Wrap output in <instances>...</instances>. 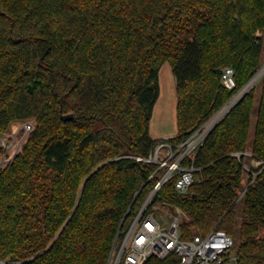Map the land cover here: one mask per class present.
I'll return each instance as SVG.
<instances>
[{"label":"trees","instance_id":"trees-1","mask_svg":"<svg viewBox=\"0 0 264 264\" xmlns=\"http://www.w3.org/2000/svg\"><path fill=\"white\" fill-rule=\"evenodd\" d=\"M263 31L264 0H0V132L37 123L0 170V258L108 264L121 221L158 178L148 180L155 164L132 156L185 141L241 89L261 67ZM165 61L178 130L156 139L150 120ZM227 66L232 90L221 81ZM256 96L253 87L207 136L189 193L173 178L154 199L186 213L182 238L238 232L237 264H264V75L251 149L259 164L245 183V156L234 154L248 149ZM179 262L171 252L145 264Z\"/></svg>","mask_w":264,"mask_h":264},{"label":"built area","instance_id":"built-area-1","mask_svg":"<svg viewBox=\"0 0 264 264\" xmlns=\"http://www.w3.org/2000/svg\"><path fill=\"white\" fill-rule=\"evenodd\" d=\"M263 75L264 64L222 107L196 126L185 141L175 143L165 139L158 141L147 156H132L137 161L155 164L156 170L148 180L156 174L158 178L135 216L127 220L125 218L121 229L117 231L108 264H145L151 257L163 259L171 252L179 256V264H237L234 238L225 229L214 227L207 233L196 230L189 238H182L180 225L186 221V213L163 201L172 206L174 211L169 213V219H166V213L164 220H161L153 210L160 208L154 199L162 186L173 178H176L179 194L186 196L189 193L190 187L199 180L196 173L200 167L196 166L195 159L207 136ZM221 81L227 89H234L235 69L225 67ZM36 124L35 118L16 120L7 132H0V170L23 150ZM234 154L241 158L249 153ZM253 160L259 164V161ZM127 221L129 223L124 231ZM10 263L22 264V261L0 258V264Z\"/></svg>","mask_w":264,"mask_h":264},{"label":"rangeland","instance_id":"rangeland-1","mask_svg":"<svg viewBox=\"0 0 264 264\" xmlns=\"http://www.w3.org/2000/svg\"><path fill=\"white\" fill-rule=\"evenodd\" d=\"M263 35L264 38V31L260 32ZM264 64V52L262 55V62L261 66ZM261 80L258 81L257 84H255V93H256V103L253 113V124L251 128V141H249V146L247 149V154L244 157V180L243 182H246V178H248L251 169L250 166L252 164L257 165V162L251 159V149H252V142H253V136H254V127H255V121L257 118V108H258V99L260 96L261 91ZM159 87H160V95L159 98L155 104L153 116L150 120V134L153 138L159 139V138H169L174 136L177 133L178 130V124H177V113H176V106H177V85H176V77L173 72L172 66L169 61H165L160 69L159 73ZM156 205H158L157 209H153L155 212V215H157L161 220H164L165 214L166 219H169V213L173 212L174 209L172 206L165 204L163 201H156ZM242 214V203H239L238 205V215L241 217ZM129 221L125 224V229H127ZM123 234V233H122ZM235 244H239L240 238L238 232L233 235ZM9 259V258H7Z\"/></svg>","mask_w":264,"mask_h":264},{"label":"water","instance_id":"water-1","mask_svg":"<svg viewBox=\"0 0 264 264\" xmlns=\"http://www.w3.org/2000/svg\"><path fill=\"white\" fill-rule=\"evenodd\" d=\"M73 117V114L72 113H70V114H66V115H63L62 116V118L64 119V120H68V119H71ZM246 190V189H245ZM139 193V191L137 192V194ZM244 193V192H243ZM242 193V194H243ZM137 194H136V196H137ZM125 218H126V215L124 216V218H123V220L121 221V223H120V226H119V229L118 230H120L121 229V227H122V225H123V222H124V220H125Z\"/></svg>","mask_w":264,"mask_h":264}]
</instances>
